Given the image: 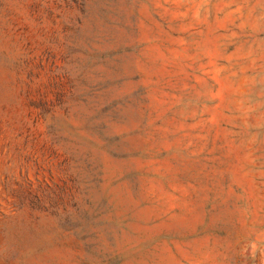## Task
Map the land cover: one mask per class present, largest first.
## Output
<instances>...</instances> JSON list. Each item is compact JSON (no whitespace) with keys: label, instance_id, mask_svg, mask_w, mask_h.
Listing matches in <instances>:
<instances>
[{"label":"rangeland","instance_id":"obj_1","mask_svg":"<svg viewBox=\"0 0 264 264\" xmlns=\"http://www.w3.org/2000/svg\"><path fill=\"white\" fill-rule=\"evenodd\" d=\"M0 264H264V0H0Z\"/></svg>","mask_w":264,"mask_h":264}]
</instances>
